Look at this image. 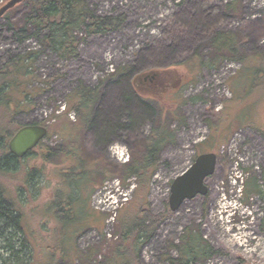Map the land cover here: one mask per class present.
<instances>
[{"label": "rangeland", "instance_id": "obj_1", "mask_svg": "<svg viewBox=\"0 0 264 264\" xmlns=\"http://www.w3.org/2000/svg\"><path fill=\"white\" fill-rule=\"evenodd\" d=\"M6 1L0 0V6ZM229 2H235V10L227 8ZM88 3L99 15L123 14L122 28L88 36L79 45L76 58L61 60L55 54L43 53L34 63L39 82L31 84L38 92L32 104L10 121L12 135L28 124L43 125L49 134L30 155L22 157L18 170H0V184L7 195L16 199L20 190L23 225L32 246V252L30 247L21 250L18 244L21 238L16 235L14 250H21L18 255L26 256L31 264H89L75 254L76 249L87 251L92 247L94 251L90 253H94L92 259L97 262L110 253L113 233L118 227L116 215L124 209L129 214L144 203L152 215L170 211L168 196L173 178L199 152L209 150L216 153L217 163L214 173L206 179L207 194L186 200L177 211L166 215L142 245L140 262L168 264L164 260L166 254L174 258L178 255L170 244L179 245L180 238L189 230L200 233L216 251L196 264H264V75L255 73L252 59L258 58L257 53L264 49V0H88ZM8 16L10 21L5 16L0 18V67L15 54L38 49L33 40L17 42L8 29V23H18L22 10L15 8ZM216 31H230L236 36L244 57L242 63L223 58L214 67L188 64L196 56L208 63L210 39ZM152 71L158 73L154 80L157 91L150 94L153 98L150 99L146 93L140 96L133 82L139 85L141 75ZM99 80L103 84L94 123L79 135L91 158L115 168L139 155L159 114L155 108L142 107L137 96L146 103L160 101L163 121L173 137L158 154V166L147 192L135 191L133 179L127 181V187H121L114 177L95 190L89 199V217L82 228L67 229L74 231L75 236H68L72 242L65 243L69 248L61 254L54 251L57 225L45 205L52 198L59 183V171L66 164L57 157L44 162L42 144L60 145L66 135L65 124L69 127L75 124L69 117L58 114L64 110L66 94L78 81L93 86ZM128 93L135 99L131 100ZM171 109L175 110L174 115L169 113ZM53 114L61 116L49 119ZM31 169L35 171L34 178L27 185L26 171ZM235 174H241L235 188L241 182L243 186L237 208L233 209L229 206L234 202L229 190L232 177L238 176ZM250 181L256 182L261 194L245 191ZM3 246L0 240V254L6 258L11 251Z\"/></svg>", "mask_w": 264, "mask_h": 264}, {"label": "trees", "instance_id": "obj_2", "mask_svg": "<svg viewBox=\"0 0 264 264\" xmlns=\"http://www.w3.org/2000/svg\"><path fill=\"white\" fill-rule=\"evenodd\" d=\"M15 8L22 10V16L18 23H8V29L12 32L13 38L19 43L33 40L38 45V49L15 54L0 67L1 171L19 169L17 164L22 158L15 157L8 150V141L14 131L10 127V121L17 112L32 104L31 100L38 92L36 87L31 86L33 82H39L35 74V61L45 52L55 54L61 60L76 58L79 45L84 44L88 36L105 35L120 30L125 21L123 14H97L89 5L88 0H23L2 17L5 16V19L10 21L8 13ZM227 8L235 10V2H229ZM210 40L212 50L208 63L202 57L200 59L196 56L191 57L188 64L202 68L203 66L214 67L223 58L241 63L244 60L239 51L236 36L232 32L216 31ZM257 54L258 58L252 56L255 61L254 71L264 75L262 64L264 49ZM102 84L103 80H99L98 84L93 86L78 81L77 85L64 97V110L58 113L65 117L73 113L75 124L71 127L65 124L63 133L65 132L66 135L62 138L63 143L60 145L42 144L44 153L41 156L44 162L57 157L64 160L66 164L64 170L59 171L58 186L53 190L52 198L45 205L57 225L55 234L58 242L54 251L61 252V254L69 248L65 247V243L72 242L71 238L75 236L74 231H67V229L82 228L85 219L89 217V199L95 190L101 187L106 180L114 177L119 179L121 187H127V181L133 179L136 184L135 191L147 192L152 175L158 166V154L166 143L172 141L173 137V132L163 121L164 108L162 105H159L157 101L146 103L145 99L142 100L137 96V101L142 107L155 108L159 114V120L145 138L139 155L133 156L130 161L115 168L91 158L83 149L79 135L82 130L91 127L94 123L95 108L100 99ZM47 85L46 83L45 86ZM128 95L131 100L135 99L133 95L129 93ZM57 108L55 111L58 110ZM169 111L171 115H174V109ZM56 116L53 114L49 119ZM61 134H59L60 137ZM48 137L49 134L46 138ZM31 153L32 151L28 155ZM200 153L202 151L198 154ZM34 172L32 169L26 171L25 184L28 185L29 181L34 178ZM18 191L14 199L7 195L5 188L0 184V240L4 242L3 247L11 251L6 258L0 254V264H31L26 256L18 255L27 247H30V252H32L30 235L23 225L22 211L19 206L22 201ZM245 191L261 194L255 181L248 182ZM169 212L166 210L165 213L152 215L145 203L136 206L135 210L129 214L128 209L126 211L124 209L116 215L115 220L118 227L113 233L114 242L110 253L94 262L92 259L94 253H90L94 251L92 247L87 251L76 249V258L89 264H141L142 245L150 239L156 227ZM16 235L21 238L18 242L20 251L14 250L13 238ZM180 242L179 245L170 244L172 248H176L178 255L174 258L166 254L164 260L168 264H196L216 253L214 248L204 241L200 233L186 230ZM31 255H29L30 258Z\"/></svg>", "mask_w": 264, "mask_h": 264}, {"label": "water", "instance_id": "obj_3", "mask_svg": "<svg viewBox=\"0 0 264 264\" xmlns=\"http://www.w3.org/2000/svg\"><path fill=\"white\" fill-rule=\"evenodd\" d=\"M23 0H7L0 6V18ZM264 68V54L262 59ZM155 71L141 75L143 79L154 78ZM47 128L39 124H28L20 127L8 141V150L17 158L28 154L44 139ZM217 155L213 151L198 154L192 163L179 175L173 178L169 186L168 207L170 211H177L186 201L208 192L206 179L211 176L216 167ZM251 264V263H246Z\"/></svg>", "mask_w": 264, "mask_h": 264}, {"label": "flooded vegetation", "instance_id": "obj_4", "mask_svg": "<svg viewBox=\"0 0 264 264\" xmlns=\"http://www.w3.org/2000/svg\"><path fill=\"white\" fill-rule=\"evenodd\" d=\"M142 80H144V81H142ZM154 80H155L154 78H148V81L146 79H140V81H139L140 84L139 85H137V83H135V82H133V84H134V86L136 88V91L137 92L139 91L140 96L143 93H146V94H149V96L147 95V98L153 99V98H151L150 94H152L153 92L157 91V85L154 84ZM155 101H157L160 104L159 100H155ZM262 140H263V138H262Z\"/></svg>", "mask_w": 264, "mask_h": 264}, {"label": "built area", "instance_id": "obj_5", "mask_svg": "<svg viewBox=\"0 0 264 264\" xmlns=\"http://www.w3.org/2000/svg\"><path fill=\"white\" fill-rule=\"evenodd\" d=\"M69 117L71 118V119H74V115H73V113H70L69 114ZM235 175H238V176H233L232 178V180H233V184H231V186H230V190H229V193L230 194H232V196H231V200H233L234 202L232 203V201H231V203H229V206H231V208H233V209H235V208H237V206H236V202L238 201V199H239V197L242 195L241 194V189H242V182H241V185L240 186H238L237 188H235V186H236V182L238 183V180L237 179H241V174H235ZM241 194V195H240ZM237 195H239L238 197H237Z\"/></svg>", "mask_w": 264, "mask_h": 264}, {"label": "crops", "instance_id": "obj_6", "mask_svg": "<svg viewBox=\"0 0 264 264\" xmlns=\"http://www.w3.org/2000/svg\"><path fill=\"white\" fill-rule=\"evenodd\" d=\"M258 125H259V122H258ZM258 125H257V126H258ZM254 126H256V124H255ZM227 136H228V135H227ZM227 136H225V138H224V139H226V137H227ZM224 141H225V140H224ZM221 143H222V142H221Z\"/></svg>", "mask_w": 264, "mask_h": 264}]
</instances>
